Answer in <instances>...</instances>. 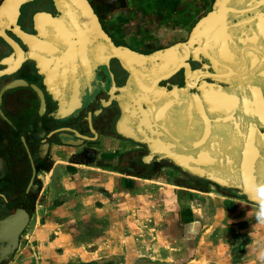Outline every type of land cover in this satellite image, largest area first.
Returning a JSON list of instances; mask_svg holds the SVG:
<instances>
[{
	"label": "flooded vegetation",
	"instance_id": "flooded-vegetation-1",
	"mask_svg": "<svg viewBox=\"0 0 264 264\" xmlns=\"http://www.w3.org/2000/svg\"><path fill=\"white\" fill-rule=\"evenodd\" d=\"M88 1L99 23V31L93 35L84 27L77 28L70 18H62L53 0H27L20 4L14 25L0 26V264H9L20 249L60 165H67L66 170L74 163L108 167L126 178L166 177L172 167L191 175L167 157L149 156L148 145L127 136L124 129L144 136L140 132L144 127L138 126L143 114L149 120L154 118L175 90L179 102L172 104L175 111L169 105L159 120L164 125L160 142L167 144L172 122L182 134L186 101L191 102V96L201 98V85L216 91L232 83L263 85L261 65L250 63L256 50L240 45L239 39L244 37L230 35L229 29L218 31L220 37H225L223 32L227 37L218 42L227 40L234 45L217 47L212 40L218 37L216 30L205 34L203 17L212 11L207 20L214 23L219 12V6L213 7L214 0H159L165 8L153 14L155 19L167 28H184L172 42L162 36L168 30L131 29L126 22L133 14L120 19L107 16L103 11L107 0ZM42 18L52 24L43 23ZM196 22L194 44H182L188 38V26ZM234 22L227 19L226 24L230 27ZM101 31L125 48L121 51L149 55L148 59L139 65L128 63L120 54L107 57ZM176 43L179 51L189 46L190 56L165 67L161 57L166 51L161 50ZM156 65L160 69L153 73L151 67ZM237 72L256 77L239 78ZM183 88H189V96ZM144 91L152 98L157 91L163 95L152 104L139 106L136 100ZM194 114L196 118L199 115Z\"/></svg>",
	"mask_w": 264,
	"mask_h": 264
},
{
	"label": "rangeland",
	"instance_id": "rangeland-1",
	"mask_svg": "<svg viewBox=\"0 0 264 264\" xmlns=\"http://www.w3.org/2000/svg\"><path fill=\"white\" fill-rule=\"evenodd\" d=\"M65 166H59L48 184L50 187L47 185L49 195L37 207L20 249L9 264H181L156 259L154 244L162 231L154 226L174 213L183 218L189 213L186 211L204 204V195L191 186L212 188L219 195L234 193L173 167L166 177L126 178L108 167L75 163L66 170ZM73 203L86 212L74 222L68 221L65 213L72 210ZM58 206L62 211L59 215ZM89 209L91 212L87 213ZM104 209H109L106 215ZM260 210L257 217L264 221V208ZM111 222H118L120 229L106 232V224ZM256 230H249L251 236L245 238L242 234L229 239L220 237L212 245H209L211 236H207L203 250L210 253L214 248L215 255L224 261L233 254L243 255L249 240L253 245L250 251L260 244L264 246V231ZM254 240H258V245L253 244ZM195 250L193 245L177 249L179 253L185 252L187 259L194 257Z\"/></svg>",
	"mask_w": 264,
	"mask_h": 264
},
{
	"label": "water",
	"instance_id": "water-1",
	"mask_svg": "<svg viewBox=\"0 0 264 264\" xmlns=\"http://www.w3.org/2000/svg\"><path fill=\"white\" fill-rule=\"evenodd\" d=\"M25 1L27 0H2L0 9L6 4L17 2L18 14L20 4ZM53 1L62 18H70L77 28L84 27L90 30L92 35L99 31L96 14L88 0ZM217 1L214 0L213 7ZM250 1L251 17L248 26L252 37L253 35L255 37V50L258 54L262 51L261 58L264 59V0L262 4L260 2L256 4V0ZM211 13L212 11L207 12L203 19L209 18ZM197 30L198 22L191 26L188 38L182 44L193 45ZM101 32L107 46V57L118 55L125 49L115 45L104 31ZM5 37L11 40L7 35ZM178 44H173L161 52H170ZM129 51L141 59H148L149 55ZM186 69L192 70L188 62ZM183 89L189 96V88ZM230 106L229 109L216 108L204 97L202 115L196 118L194 111L193 114L187 113L186 125L181 135L178 125L172 122L169 138L176 145L171 147L169 152L155 146L144 136L126 135L146 143L150 151L149 156H156L159 159L167 157L182 171L204 178L219 187L231 189L234 194L245 197L249 202L264 206V131L260 130L261 127L264 128V114L250 112L245 107L237 108L236 103ZM189 107L187 106L188 110ZM175 109L172 105L173 112ZM162 139L163 134L159 141ZM249 150L255 152L254 156L249 155Z\"/></svg>",
	"mask_w": 264,
	"mask_h": 264
},
{
	"label": "crops",
	"instance_id": "crops-1",
	"mask_svg": "<svg viewBox=\"0 0 264 264\" xmlns=\"http://www.w3.org/2000/svg\"><path fill=\"white\" fill-rule=\"evenodd\" d=\"M163 4L164 3L159 0H107V5L103 11L107 16L113 15V17L119 19L122 17H129V21L126 23L131 29L136 28L143 31L154 30L160 32L168 30L166 34L161 35L167 37V40L172 42L173 40H177L179 35H181V31H184V28L183 26L181 28H167L166 23L155 19L154 15L164 10L163 8H165V5ZM126 14L133 15L127 17ZM134 15L135 18L139 19L135 21V18H132ZM191 26L192 25H189L188 29H190ZM204 180L209 182L206 179ZM191 187L194 188V191L197 193L204 195V204L201 203L199 206L196 205L192 211H186L189 213H186V216L183 218L180 213H174L169 215V219L161 220L159 225L156 224L154 226V229H160L162 231V235H160V238H158L154 244V246H157V253L155 254L157 255L156 259L163 262H178L181 264H185L189 261L195 262L196 264H264V246L262 244L258 245V240L253 241V244L258 245L257 248L255 247L250 251L253 245L250 244L251 242L249 240L243 255L240 253L233 254L232 257L230 256V259L227 257L225 261L222 257H217L215 255L214 248H212L213 250H211L210 253H205L203 250L207 236H211L209 245H212L213 241L218 243L220 237L229 239L238 234H242L245 238L251 236V234L248 233L249 230L256 232V229H262V231H264V221L262 218L257 217L258 214H261L260 208L264 207L251 203L245 197L238 196L234 193H222L219 195V193L214 192L212 188ZM115 190L117 189L115 188ZM214 193L215 196L213 195ZM47 195L49 194L47 193ZM44 197L42 198V203H44ZM104 202L105 204L107 203V201ZM76 207V204L73 203L72 210L65 212L68 221L72 220L74 222L79 219L80 216L84 217L86 213L85 209ZM109 209H104L105 215L109 212ZM57 210V215L62 213V211L60 212L59 206ZM89 212H91V209L87 211V213ZM99 213L101 212L99 211ZM219 216H223L221 217L222 219H219ZM109 221H112V219ZM109 221H106V223ZM117 223L118 222H111L109 225L106 224L105 231L108 232V230L112 228H115V231H117V229L119 230L120 228H118ZM187 245H193L194 250L196 249V254H194L193 258L187 259L185 252L179 253L177 251V249L181 250V246L185 247ZM198 253H200V255H198Z\"/></svg>",
	"mask_w": 264,
	"mask_h": 264
},
{
	"label": "bare ground",
	"instance_id": "bare-ground-1",
	"mask_svg": "<svg viewBox=\"0 0 264 264\" xmlns=\"http://www.w3.org/2000/svg\"><path fill=\"white\" fill-rule=\"evenodd\" d=\"M250 2H251L250 0H218L217 3H216V7L219 6V8H217L219 10V12H218V10L215 12L216 14L218 12L217 19H216V21L214 23L209 21V20H207V18L205 19L206 22H204V26H203L205 31H207V32H205V34H207L208 31H210V29L211 30L215 29L217 35H218V31H221V30L225 31V30L229 29V30H231V33H232V34L230 33V35H238L239 38L244 37L242 40L239 39L240 45L244 46L247 49H251V50H253V48L256 49V47L254 46L255 37L253 35V37H254V39H253V37L251 35L252 34L251 30L249 29V26H248V20L251 17V12H249ZM259 2L261 4L263 3L262 0H260V1L256 0L255 3L257 4ZM1 10H3V11L0 13V26L1 27L2 26L9 27L10 25H14L15 21H16V17H17V2H11L9 4H6V5H4L3 8L0 9V11ZM211 15H212V13H211ZM227 19L229 21L234 19L235 22L233 24H231L230 27H229L226 24ZM42 20H43V23H48L50 25L52 24V22L48 21L47 19L42 18ZM71 25H72V23H71ZM15 29H17V28L15 27ZM226 34H228V33H226ZM222 35L225 36V37H220L218 35L219 38L218 37H213L212 38V40L214 41V45L215 46H217V47L218 46L219 47H226V46L234 45V44H231V42L227 41V40H223L221 42H218L220 39H226L227 38L224 32H223ZM229 37H231V36H229ZM207 45L208 44L205 42L204 48L207 47ZM178 46L179 45H176L172 50H170V52H166L161 57L162 58V63L161 64H163V62H164L165 67H168L170 64H171L170 66L173 67V65L179 64L178 62L183 57L190 56V55H188V51H187L189 46L185 47L186 49L182 48V51H179L180 50V46L179 47ZM235 46H237V45H235ZM261 53H262V51L259 54L256 51L255 57L252 59V61H250V63L251 64H256V65L257 64L261 65L262 70H263L262 73H261V76L264 78V59L261 58L262 57ZM118 54H120L128 63H137L139 65H142V63L146 62V60H145L146 58L142 57L143 59H141L140 57H138L136 55H133V54L127 52L126 50L125 51H120ZM229 56H230V60L232 61V54H229ZM151 59H152V57H151ZM152 67H151V71L153 73L156 72V68L160 69L159 65L152 66ZM236 74L239 75V78L256 77L253 73L243 74V72H240L238 74V72H237ZM144 75H145V77H149L148 74L147 75L144 74ZM150 75H151V73H150ZM237 75L234 76V74H230V77H233V76L234 77H238ZM200 88L203 91V94H202L201 98L196 99L195 96H192L191 102L188 103V101H186L187 106H190L189 110L187 109V113L188 114H193V111H194V112H197L200 116L202 115L201 108H202V103H203V98L204 97L208 101V103H210L211 105H213L214 107L219 108V109H225V108L229 109V107H231L230 106L231 104L234 105L236 103L237 108L245 107L250 112L253 111V112H256V113L258 112V113H263L264 114V104H263V101H264V82H263V85L260 86V87L256 86V85L251 86L248 83H239V84L232 83L229 87L224 88V89L219 87L218 91H216L212 86L205 85V84L201 85ZM145 91L142 93L143 96L136 100V104L138 102L139 106L143 102L146 103V104H150V103L152 104L154 99L155 100H159L162 97V95H163L162 92L157 91L156 95L152 98V97L148 96L147 93H146L147 91L146 92ZM77 93H78V91H77ZM175 102H178V94L175 92V90H173L171 92L170 99H168V101L166 102L165 106H163L162 108L159 109L157 115L154 118L149 120L148 117H147V114L144 113L143 114V118H141V120H140V122L138 124V126L140 128L144 127V129L142 131L140 130V132L142 134H144V138L150 140L151 143L154 144L155 146L161 147L165 152H167V151L169 152L171 147L176 145V143L173 142V141H170L167 144H162V142L159 141L160 136L164 133L163 122L162 121L160 122L159 120H160V118L163 115L164 108L167 109V107H169V105H172ZM187 106H186V108H187ZM124 131L126 132V134H133L131 131H127L126 129H124ZM146 131L151 133V134H149V133L147 134ZM154 136H156L157 138L154 137ZM258 141H260V139H258ZM254 154H255L254 151L249 150V155L250 156L251 155L254 156Z\"/></svg>",
	"mask_w": 264,
	"mask_h": 264
}]
</instances>
